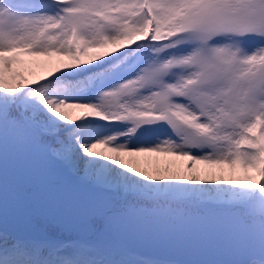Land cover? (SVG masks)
Masks as SVG:
<instances>
[{
	"label": "snow or ice",
	"instance_id": "obj_1",
	"mask_svg": "<svg viewBox=\"0 0 264 264\" xmlns=\"http://www.w3.org/2000/svg\"><path fill=\"white\" fill-rule=\"evenodd\" d=\"M5 132L47 171L0 180V264H200L136 242L162 204L264 264V0H0Z\"/></svg>",
	"mask_w": 264,
	"mask_h": 264
},
{
	"label": "rangeland",
	"instance_id": "obj_2",
	"mask_svg": "<svg viewBox=\"0 0 264 264\" xmlns=\"http://www.w3.org/2000/svg\"><path fill=\"white\" fill-rule=\"evenodd\" d=\"M46 171L47 162L36 149L18 142L11 132L0 135V180L5 193L19 180ZM65 175L70 182H80V173L76 169ZM134 219L141 222L140 226L134 224L130 229L140 237L136 242L167 257H181L200 264L214 258L230 257L223 231L197 216L174 214L168 205L162 204L149 214L130 220Z\"/></svg>",
	"mask_w": 264,
	"mask_h": 264
},
{
	"label": "trees",
	"instance_id": "obj_3",
	"mask_svg": "<svg viewBox=\"0 0 264 264\" xmlns=\"http://www.w3.org/2000/svg\"><path fill=\"white\" fill-rule=\"evenodd\" d=\"M136 225H137V224H136ZM74 237H75V234H74V233H71V232H66V233H64V238H65V239H69V240H71V239H74ZM169 258H174V257H169ZM230 258H231V257L214 258L213 261H211V262H205L204 264H225V262H226L227 260H229ZM174 259L185 260V259H182L181 257L178 258V257H176V256H175ZM186 261H187V260H186Z\"/></svg>",
	"mask_w": 264,
	"mask_h": 264
},
{
	"label": "water",
	"instance_id": "obj_4",
	"mask_svg": "<svg viewBox=\"0 0 264 264\" xmlns=\"http://www.w3.org/2000/svg\"><path fill=\"white\" fill-rule=\"evenodd\" d=\"M134 224H137V225L140 226L141 225V222L140 221L138 222L136 220H134V221L133 220H129V222H128V228L131 229L132 225H134Z\"/></svg>",
	"mask_w": 264,
	"mask_h": 264
}]
</instances>
